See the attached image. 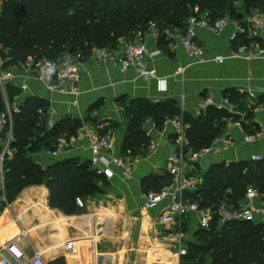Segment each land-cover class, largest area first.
Returning a JSON list of instances; mask_svg holds the SVG:
<instances>
[{
    "label": "trees",
    "instance_id": "obj_1",
    "mask_svg": "<svg viewBox=\"0 0 264 264\" xmlns=\"http://www.w3.org/2000/svg\"><path fill=\"white\" fill-rule=\"evenodd\" d=\"M237 0H8L0 5V57L2 70L22 69L31 62L57 60L66 55L84 58L95 48L117 49L124 39L130 42L136 34L144 35L151 23L160 31L182 28L191 16L207 12L214 21L226 15L241 20ZM244 12L250 15L264 12V0H243ZM198 11H195V9ZM159 37V38H160ZM162 39V37H161ZM238 42L250 45L253 40L240 36ZM10 103L22 94L20 87L7 85ZM4 96L0 91V113L5 111ZM240 107V98L229 97ZM9 103V104H10ZM130 120L122 153L145 157L152 143L144 130L147 118H152L158 130L164 129L167 119L180 117L187 127L185 151H199L210 146L224 133V120L234 116L228 111L207 107L198 118L183 112L175 100L151 102L136 99L124 103ZM50 102L29 97L13 111L14 128L19 138L12 143V157L6 162V194L8 204L27 187L44 185L49 191L52 208L66 215H77L81 209L77 199L97 196L101 189L97 179H103L90 162L66 159L44 168L28 156L26 139L19 131L37 132L47 125ZM242 108V107H241ZM42 111V114H40ZM245 118V123L250 119ZM238 119V117H235ZM86 121L94 122L93 118ZM236 121V120H235ZM81 119L66 117L36 138V152L53 149L61 137H76L83 127ZM101 126V125H98ZM250 125H248V128ZM111 130L105 126L100 132L106 136ZM22 134V133H21ZM37 136V135H36ZM61 136V137H59ZM204 182L187 198L201 210L212 211L209 229L195 231L181 262L209 259L210 264H264V223L230 221L220 223L218 207L222 202L238 205L250 187L264 193V162H225L214 164L203 172ZM147 191H161L172 184V177L151 175L146 178ZM83 202V201H82ZM85 206V202H83ZM188 223L184 224L187 229ZM49 264H67L64 257Z\"/></svg>",
    "mask_w": 264,
    "mask_h": 264
},
{
    "label": "crops",
    "instance_id": "obj_2",
    "mask_svg": "<svg viewBox=\"0 0 264 264\" xmlns=\"http://www.w3.org/2000/svg\"><path fill=\"white\" fill-rule=\"evenodd\" d=\"M235 5L238 12L243 15L241 20H245L249 15L244 12V1L237 0ZM232 31V27L223 34H214L205 29L198 30V40L208 58V61L202 64L190 59L181 48L174 47L169 28L163 30L162 39L160 37L158 40L148 37L149 33L146 32L144 37L150 49L161 51L159 56L147 59L148 65L157 70L155 79H143L134 69L122 71L115 62L104 65L94 61L91 56L84 57V69L78 83L79 95L52 93L44 83L35 79L31 63L22 69L8 70L7 73L12 78L7 85L28 86L26 91L15 97L14 103L21 105L29 97L48 100L50 102L48 120L53 119L54 125L66 117H72L83 121L82 128L97 129L92 125H86V119L89 116H101L104 120L103 125L114 126V131L111 130L113 146L116 153L129 164L131 175L126 177L123 171L113 169V178L97 179L96 184L101 193L88 198L84 209L77 215L69 216L57 208H52L49 191L44 185L25 188L15 201L5 208L3 207L5 202L0 201V251L12 243L27 261L38 254L45 264L62 257L67 264H93L96 261L100 264H132L129 254L120 253L119 248L115 250V245H108L119 243L116 238L112 240V237L105 233L108 239L100 240L104 236L101 220L105 219L107 224L115 223L114 215H107L108 212L129 217L136 215L137 212L142 214L147 212L149 221L144 220V223L167 230L169 227L155 222L161 209L151 211L144 209L142 195L147 190L145 184L147 177L163 176L167 172L168 158L178 148L180 141L174 128L158 130L152 118H147L143 128L152 143L146 156L124 155L122 146L127 127L122 114L123 104L136 99H148L151 102L175 100L183 112L198 118L205 113L207 109L205 102L208 99L220 104L226 98H235L239 95L242 109L251 101L264 102V56L251 61L232 58L233 45L230 41ZM138 35L141 34L137 33L136 36ZM250 39L253 43H260L259 38ZM123 42L116 50H122ZM218 57L224 58L223 64L216 60ZM159 81H163L164 84L160 86ZM121 99L123 104L120 106ZM246 117L244 114L241 119L242 127L234 125L235 120H238L235 117L224 120L226 125L223 135L231 136L236 144L227 150L201 158L198 161L201 170L205 171L212 165L223 162H255L252 160L255 155H259L261 157L259 161L264 162V116L250 115L251 118L245 123ZM248 135L253 137L249 142L245 141ZM33 156L37 163L47 168L66 159L90 162L92 153L87 137L81 135L74 149L59 158H47L41 152L34 153ZM11 157L12 154L8 159ZM197 220L196 217H191L187 221L189 240L194 239L193 235L199 229ZM166 240L171 241L167 238ZM67 243L75 244L74 252L71 254L65 251ZM171 244L173 246L174 243ZM173 251L178 259H181L175 248ZM167 256H171L170 252ZM9 260L11 264H18L11 256Z\"/></svg>",
    "mask_w": 264,
    "mask_h": 264
},
{
    "label": "built area",
    "instance_id": "obj_3",
    "mask_svg": "<svg viewBox=\"0 0 264 264\" xmlns=\"http://www.w3.org/2000/svg\"><path fill=\"white\" fill-rule=\"evenodd\" d=\"M8 0H0V5ZM230 27L233 28L230 34V41L233 45L232 58L251 61L264 56V12H255L250 14L245 20H235L226 15L222 18L212 21L207 12L198 16H191L184 27L170 29L172 41L175 48H181L187 56L197 63H206L208 60L206 51L198 40V30L205 29L214 34H223ZM148 37L156 40L160 37V31L155 23H151L147 31ZM240 36L259 38L260 43H251L250 45L238 42ZM161 54L159 50H151L149 43L144 35H138L130 42H127L122 50L109 48H95L92 50L91 57L100 64H110L115 62L122 71L134 69L143 79L157 78L155 67L148 65L147 59L157 57ZM84 58L66 55L57 60H42L35 65L31 62L34 70V77L37 81L44 83L47 89L52 93L61 95H79L80 88L78 83L81 79V71L84 69ZM216 60L224 63L223 57ZM3 61L0 57V67ZM11 79L12 76L9 74ZM7 79L0 76V83H5ZM160 86L163 81L158 82ZM3 85V84H2ZM7 86V82H6ZM22 91H26L28 86H20ZM251 98H253L251 96ZM206 107H214L219 110L228 111L234 117H238L234 125L242 127V117L248 115H263L264 102L251 101L246 108L242 109L238 104L232 103L229 98L218 104L213 99L205 102ZM48 112V116H49ZM42 114V111H40ZM50 117V116H49ZM49 125L53 126V119H49ZM174 128L177 131V138L180 143L178 148L169 156L167 164V173L172 177V184L164 187L161 191H147L142 195V206L144 209L151 211L161 209L155 222L164 227H169L167 235L175 245V250L179 257L186 255V240L188 237L184 224L191 217H196L199 222V228L209 229L212 211L201 210L199 205L190 201L187 195L197 191L203 184V170L200 169L198 161L212 153L221 150H227L235 146V141L231 136L222 135L218 137L210 146L199 151H185V132L186 126L180 117L167 119L164 123L165 128ZM13 111L9 104L5 111L0 113V201L7 203L6 194V162L11 146L13 143ZM87 137L90 145L92 157L90 164L92 169L99 175L107 179L114 176V170L123 171L126 177H129L130 166L119 156L113 146V133L108 131L106 136H101L97 129L82 128L76 137H62L58 140L53 149L44 150L43 156L47 158H59L66 152L74 149L79 136ZM250 135L245 137V141H251ZM261 159L259 155L252 157L257 162ZM230 164V163H227ZM79 207L83 208L84 204L81 199H77ZM220 223L225 224L230 221H248L264 223V193L258 189L250 187L244 199L238 204L222 202L218 207ZM75 244L67 243L65 251L67 254L74 252ZM5 252V254H4ZM13 257L18 264H45L42 257L36 254L32 259L27 261L22 253L14 244H8L3 251H0V264H11L9 257ZM93 264H100L94 262Z\"/></svg>",
    "mask_w": 264,
    "mask_h": 264
},
{
    "label": "rangeland",
    "instance_id": "obj_4",
    "mask_svg": "<svg viewBox=\"0 0 264 264\" xmlns=\"http://www.w3.org/2000/svg\"><path fill=\"white\" fill-rule=\"evenodd\" d=\"M126 43L127 41L124 39L123 44L125 45ZM7 72L8 70H2V67H0V76L5 77V79H7L6 82L9 83V80L11 79L6 78V77H9V74ZM6 82L2 83L3 85L0 83V91L2 92L5 98L4 99L5 108L7 107V103L8 104L10 103L8 101L7 94H6V91H7ZM119 104L120 106L121 104H123L122 99ZM9 106L11 107L12 111H15V110H18L19 105L15 103L13 104L10 103ZM122 108H123V112H122L123 119L126 123L125 127H127L130 117L129 115H127L126 109L124 107ZM89 118H93L94 122L87 121L86 125L88 124V125H92L96 127L99 133L102 131V129L105 126H108L105 124H104L105 126L103 125L104 120L101 118V116L100 117L89 116ZM47 122H48L47 125L39 129L37 132H35V134L30 133L29 131H25V130L19 131V134L23 138L26 137L27 135H33L31 136L30 139L29 138L26 139V142H27L26 149L28 150V156L32 158L33 157L35 158V156L33 155L36 152V148H37L36 138L38 137V135H41L42 133L46 132L48 129L50 130L53 127L49 125V121ZM98 125H101V126H98ZM109 128L114 131V126L109 124ZM16 131L17 130L14 128L13 140H12L13 143H15L19 138L18 132ZM1 152L2 150L0 149V154ZM12 153H13V150L11 149L9 156ZM127 154H129V151L127 152ZM82 201L85 202V200L83 199ZM106 214L107 215L113 214L115 223L107 224L105 219L101 220L102 221L101 223L102 232H104V236L101 237L100 240H107L108 238L106 237V235H110L108 237H112V240L117 239L119 243H115V244L113 243V244H108V245L110 246L115 245V250L119 248L120 253H124L126 255L129 254L132 264H137V263H140V264H172V263L184 264L183 262H181V259H178V257L176 256V253L173 251L175 248V245L173 244L172 246L171 244L172 242L166 240V237H168L167 234L169 232L164 228L160 229L158 227H155L153 224L151 225L150 223L148 224L144 223V220L149 221V215L147 212H145L144 214H142L141 212L140 213L137 212L136 215L130 216V217L129 215H125V214L120 215L114 212H108ZM102 215H104V213ZM187 228H189V224L187 225ZM185 231L188 232V229H185ZM191 240L189 239L186 240V247H188L189 242H191ZM194 240L195 239H193L192 241ZM161 252H163L162 255H160ZM169 252L171 254L170 257L167 256V253ZM209 262H210L209 259H205L204 261L196 260V261L190 262L189 264H208Z\"/></svg>",
    "mask_w": 264,
    "mask_h": 264
},
{
    "label": "bare ground",
    "instance_id": "obj_5",
    "mask_svg": "<svg viewBox=\"0 0 264 264\" xmlns=\"http://www.w3.org/2000/svg\"><path fill=\"white\" fill-rule=\"evenodd\" d=\"M171 242V241H170ZM174 256V255H173ZM175 258V257H174Z\"/></svg>",
    "mask_w": 264,
    "mask_h": 264
}]
</instances>
